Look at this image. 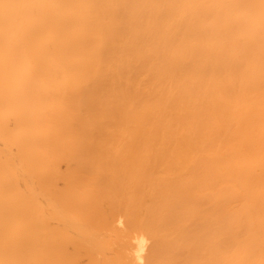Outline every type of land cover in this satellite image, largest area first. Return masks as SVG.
<instances>
[{
  "label": "bare ground",
  "instance_id": "1",
  "mask_svg": "<svg viewBox=\"0 0 264 264\" xmlns=\"http://www.w3.org/2000/svg\"><path fill=\"white\" fill-rule=\"evenodd\" d=\"M0 264H264V0H0Z\"/></svg>",
  "mask_w": 264,
  "mask_h": 264
}]
</instances>
